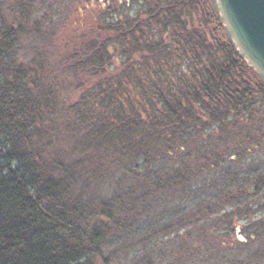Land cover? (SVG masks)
Here are the masks:
<instances>
[{
  "label": "trees",
  "instance_id": "obj_1",
  "mask_svg": "<svg viewBox=\"0 0 264 264\" xmlns=\"http://www.w3.org/2000/svg\"><path fill=\"white\" fill-rule=\"evenodd\" d=\"M35 4L0 7V264H264L256 71L226 38L215 49L189 29L188 5L173 21L174 43L160 41L151 8L130 27L116 20L107 39L67 43L61 77H74L81 94L65 113L42 61L21 58L39 22ZM124 45L129 57L114 66ZM188 57L199 61L198 72L185 63L190 75L178 62ZM60 111L73 139L62 158L48 150L65 136ZM105 168L106 189L89 197L82 184ZM200 226V238L181 239ZM238 227L246 241H231ZM202 238L208 255L221 240L217 259L201 262Z\"/></svg>",
  "mask_w": 264,
  "mask_h": 264
},
{
  "label": "rangeland",
  "instance_id": "obj_2",
  "mask_svg": "<svg viewBox=\"0 0 264 264\" xmlns=\"http://www.w3.org/2000/svg\"><path fill=\"white\" fill-rule=\"evenodd\" d=\"M1 1V4L4 6L2 8L7 10L8 13L13 12V10L15 11L17 0ZM35 5L36 9L39 11L37 15L39 22L35 24L34 27L28 26L27 38L21 45V58L27 64H30L35 59L42 61L40 62L44 66L45 72L48 76L51 75L55 82L51 81L54 84L53 88L58 87L57 96L61 100L60 108L63 107L60 110L63 109L65 113H68L66 107L70 103L76 102L81 94V89L78 87L79 82L76 81L74 77L71 79L67 78L65 75L63 78L61 77L62 74L65 73L66 45L71 40L75 41L78 39V41H80L79 34L83 35L84 40L86 39L87 41L103 40L106 38L104 34L108 32L107 30H109L110 27H115L114 24L116 20L117 22L128 23L129 26L127 27H130V25H133V23L137 21L140 14L143 13V17L145 15L147 16L151 8H153V13L156 14L158 19V24L155 26L156 28L154 30L155 33H157L158 39L160 41L166 39V43L172 45L175 39V31L179 29V26L173 25V21L179 20L176 19V15H179L182 7L188 5L190 10L188 9V13H184L182 18H185L191 25L188 27L189 29L194 30L192 24H196L197 27L200 28V31L202 30V34H205V37L213 42L215 49L219 44V42L217 43L216 41L222 38H226L227 40V37L221 34L223 32L221 28L224 29V27L221 26L219 22H216L214 15L216 12L214 11L211 0H143L142 4L139 3L138 0H134L131 6L127 5L126 0H36ZM171 6L172 8L170 9ZM173 6H175V9ZM166 11L167 15H164ZM111 21H114V23L110 25ZM31 25H33V23H31ZM150 25H154L153 22ZM148 28L147 26L145 30H148ZM125 49L126 45H124L122 49H118L117 55H114V66L120 65L123 61L128 59L127 57H129V54L127 53V56L125 55ZM175 54L178 56L179 52H175ZM139 56L140 54H137V57ZM190 58L191 57H188L185 60L178 58V62L182 65V72L188 75L191 74L192 70L189 71L185 63L190 62L194 66V68L191 69L195 72H198L199 68V61L191 60ZM63 115L64 114L61 112L58 116L59 118H56V121L59 127L57 130L61 127L65 136L63 137V135L59 133L58 138L50 142L48 146L49 152L51 151V153L59 155L61 158L71 154L73 140L72 136L69 135L70 131L65 129L66 127L61 124L64 121ZM258 152L260 155L264 156L263 149H258ZM97 172L98 173H91L90 179L86 180L82 184L83 187H81L85 188V190L87 189L88 192L86 194H88L89 197L99 196L108 185L109 170L106 168L104 171L97 169ZM203 227L200 226L196 229L187 228V230L181 231V239L189 240V232L191 231H193L191 232L192 236L197 237V239L200 238L202 234H200V228ZM228 239L229 238L225 237V242L223 241L225 246L229 245L228 242L231 241L235 242L240 240L243 242L247 240L246 235L242 233L241 227L237 228L236 236L232 235L231 241ZM203 240L204 238H202L201 245L198 246L201 247V249H199L201 255L202 253L204 254V250L206 249V243L203 242ZM220 241L221 240L217 241L215 239V244L213 242L214 245L212 244L213 247H211L213 249L211 255L205 253L207 255L204 254L205 256L200 259L201 262L207 259V257L210 259H217V256L222 254L217 250L220 248ZM201 264H204V262Z\"/></svg>",
  "mask_w": 264,
  "mask_h": 264
},
{
  "label": "water",
  "instance_id": "obj_3",
  "mask_svg": "<svg viewBox=\"0 0 264 264\" xmlns=\"http://www.w3.org/2000/svg\"><path fill=\"white\" fill-rule=\"evenodd\" d=\"M211 2L228 41L264 83V0Z\"/></svg>",
  "mask_w": 264,
  "mask_h": 264
},
{
  "label": "flooded vegetation",
  "instance_id": "obj_4",
  "mask_svg": "<svg viewBox=\"0 0 264 264\" xmlns=\"http://www.w3.org/2000/svg\"><path fill=\"white\" fill-rule=\"evenodd\" d=\"M138 1H139V3L142 4V1H143V0H138ZM133 2H134V0H126V3H127V5H129V6H131Z\"/></svg>",
  "mask_w": 264,
  "mask_h": 264
}]
</instances>
